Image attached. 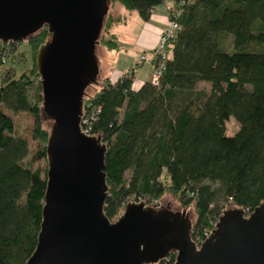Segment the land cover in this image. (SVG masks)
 Listing matches in <instances>:
<instances>
[{"label":"trees","instance_id":"obj_1","mask_svg":"<svg viewBox=\"0 0 264 264\" xmlns=\"http://www.w3.org/2000/svg\"><path fill=\"white\" fill-rule=\"evenodd\" d=\"M114 1L142 20L168 3L178 29L157 84L135 86L125 71L83 93L82 127L106 146L104 214L112 220L127 202L152 204L169 191L193 206L191 238L201 239L228 204L249 213L264 199V0ZM49 37L43 26L22 39L31 47L27 71H0V264H25L42 219L46 169L33 164L47 163L49 131L35 54ZM101 40L119 48L109 29ZM17 44L0 45V69ZM19 112L33 118L35 153L16 131ZM230 116L238 128L226 136ZM176 255L153 264H174Z\"/></svg>","mask_w":264,"mask_h":264},{"label":"water","instance_id":"obj_2","mask_svg":"<svg viewBox=\"0 0 264 264\" xmlns=\"http://www.w3.org/2000/svg\"><path fill=\"white\" fill-rule=\"evenodd\" d=\"M107 0H0V41L18 42L45 26L35 54L52 119L46 192L34 250L25 264H153L177 252L174 264H264V199L246 213L226 207L197 247L185 210L129 201L115 220L108 194L106 146L80 128L84 89L97 80L94 46Z\"/></svg>","mask_w":264,"mask_h":264},{"label":"rangeland","instance_id":"obj_3","mask_svg":"<svg viewBox=\"0 0 264 264\" xmlns=\"http://www.w3.org/2000/svg\"><path fill=\"white\" fill-rule=\"evenodd\" d=\"M152 14L162 15L163 6H157L155 9H153ZM159 22V19L155 17H151L148 20H142L139 17L137 11H128L118 1L107 0V10L104 16L100 35L98 37V43H96L94 46V55L98 66L97 80L84 89L85 94L88 96L96 89H99L100 86L107 80H111L115 72L120 73L131 71L133 75L136 73V76L134 77V85L137 86V80L142 78L141 76H143L144 73V71L142 72L139 69L146 65L147 70H145L146 73L144 74H147L149 79L153 67L152 64L147 62L151 49V47H149L148 40L153 38L155 33L154 27H157ZM105 28L109 29L110 33H113L116 36V40L120 44L118 49H109L107 45L101 40L104 34H106ZM157 40L158 37L156 42ZM17 43L19 45L17 44L16 53L11 56H5L4 62L2 63L0 69L1 72L10 71L14 74V76H18L22 72L27 71V69H29L32 64L30 45L26 42V40H21ZM1 44L2 42L0 41V45ZM142 53H144L146 57L144 60L140 59V55ZM198 88L207 89L208 84L200 82L198 84ZM13 121L18 134L27 139L30 152L35 153L38 143L37 140L33 139L32 136V116L26 112H19L13 115ZM51 124L52 119L43 114L41 116L42 128L49 131ZM237 128L238 122L233 116H230V118L225 122V135L232 136ZM33 165L34 167L39 166L41 168L47 169V163L43 159L36 161ZM146 204H157L155 209L167 208L172 211L185 210L188 218L191 221V224H193L196 218L193 206H182L178 199L169 191L164 192L156 202L152 204ZM226 207H232V205L228 204ZM121 211L123 212V208L120 210V212ZM117 217L118 216L112 219V221ZM192 240L197 247L200 246L201 242L197 238H193Z\"/></svg>","mask_w":264,"mask_h":264},{"label":"built area","instance_id":"obj_4","mask_svg":"<svg viewBox=\"0 0 264 264\" xmlns=\"http://www.w3.org/2000/svg\"><path fill=\"white\" fill-rule=\"evenodd\" d=\"M175 9L173 7H168L167 9V18L168 22L167 25L164 27V29L160 32L158 36V40L154 46L151 47L150 49V55L147 59V62L152 64V73L149 77L148 80H150L153 84H157L159 77L161 75V72L164 68V62L168 56L169 50H170V43L172 38L174 37L177 29H178V24L176 21L173 20V15H174ZM145 54L142 53L140 55V59L144 60ZM84 121V112L82 109V115L80 117V128L81 130L88 134L85 129L82 127V123ZM90 135V134H88ZM142 201V200H140ZM138 202V201H136ZM146 204V203H145ZM122 211L119 212L118 217L121 215ZM216 223V222H215ZM215 223L213 224L212 228L214 227ZM212 228L206 229L204 231V237L201 239H198L200 242H202L211 232Z\"/></svg>","mask_w":264,"mask_h":264},{"label":"crops","instance_id":"obj_5","mask_svg":"<svg viewBox=\"0 0 264 264\" xmlns=\"http://www.w3.org/2000/svg\"><path fill=\"white\" fill-rule=\"evenodd\" d=\"M169 4L167 3V4H164V5H162L163 6V14L162 15H153L152 13H151V16H150V18L152 17V18H157V19H159V21L161 22H159V24L157 25V27H154L155 29H154V35H153V38H151L150 40H148V44H149V47H152L154 44H155V42H156V39H157V37H158V35H159V33L163 30V28L165 27V25H166V23H167V12H166V9H167V6H168ZM156 8V7H155ZM154 8V9H155ZM140 71H144V73H146L145 72V70H147V66L145 65V66H143V67H141L140 69H139ZM138 70V71H139ZM123 72H115L114 73V76H112V78H111V80H107V81H113V80H115L117 77H119L121 74H122ZM143 73V76H141L142 78H139L138 80H137V85H140L144 80H146V79H148V75L147 74H144ZM136 76V73H135V75H134V77ZM106 81V82H107Z\"/></svg>","mask_w":264,"mask_h":264}]
</instances>
